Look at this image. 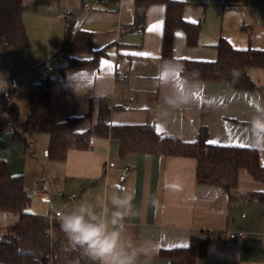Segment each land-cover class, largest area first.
Here are the masks:
<instances>
[{
	"label": "crops",
	"instance_id": "obj_1",
	"mask_svg": "<svg viewBox=\"0 0 264 264\" xmlns=\"http://www.w3.org/2000/svg\"><path fill=\"white\" fill-rule=\"evenodd\" d=\"M179 1L184 5V18L201 23L202 30L197 43L188 45L186 32L177 28L173 56L164 59V4L148 6L144 28L138 30L134 26L135 0H23L30 46L22 49L28 56L29 50L33 54L28 60V76L20 73L22 80L17 74L10 75L22 84L16 91L9 82L13 94L33 85L36 78L32 76L38 74L41 82L30 91L47 83L58 121L89 113L80 122L79 131L98 121L103 104L111 107L107 122L112 125L152 124L161 134L187 141L196 140L205 127L209 142L253 147L256 130L252 122L264 120V68L249 71L256 88L236 90L223 81L187 80L181 66L187 59L215 60L222 37L235 48L264 50V0ZM63 13H69L70 18H63ZM69 26L90 32L92 49L99 55L78 53L86 64L67 68L66 60H57L54 70H41L61 52ZM166 68L177 71L175 78H161ZM73 73L79 74L77 79L87 87L75 91L70 81ZM119 74L126 75L125 79L120 80ZM28 95L15 97L20 99L23 116L29 114ZM15 130L23 132L13 125L0 133V160L12 175L23 176L25 188L34 196L29 211L45 216L61 211L65 215L54 203L52 181L38 166L35 156L39 151L31 143L30 152L21 139L14 138ZM34 134L31 142L40 139L42 149L48 148L49 133ZM260 160L264 165V151ZM38 161L47 164L41 154ZM50 163L62 197L67 203L72 201L66 215L81 214L83 208L87 210L85 219H92L90 211L107 225L109 233H118L117 251L137 254L136 264H171L166 250L188 246L192 237L203 231L217 235L238 228L246 237H222L221 242L208 246L206 256L196 264H264V200L258 197L264 193V182L246 169L240 170L237 188L229 193L197 183L195 158L144 152L123 156L114 136H95L88 149H70L64 160L50 159ZM127 166L126 178L121 180ZM45 194L49 200H43ZM113 197L129 200L130 206L113 205ZM117 211L123 218L113 224ZM17 220L18 214L0 211V240ZM51 220L60 221L59 216Z\"/></svg>",
	"mask_w": 264,
	"mask_h": 264
},
{
	"label": "trees",
	"instance_id": "obj_2",
	"mask_svg": "<svg viewBox=\"0 0 264 264\" xmlns=\"http://www.w3.org/2000/svg\"><path fill=\"white\" fill-rule=\"evenodd\" d=\"M136 18L134 26L142 30L148 6L156 3L166 7L162 57L173 56V36L177 28L187 35L188 45H195L202 30L201 23L186 20L183 3L179 0H135ZM23 0H0V52L3 47L24 48L30 46V38L22 14ZM92 34L84 30L66 29L61 48L67 61V68L80 67L87 62L77 57L78 53L93 52ZM218 56L213 61L187 59L181 66V74L187 80H218L236 90H252L256 84L250 77L252 67L264 68V50L235 48L222 37L218 44ZM6 76L0 70V79ZM7 79V78H6ZM11 79V78H10ZM9 79V82H10ZM29 114L23 121V132H14V138L21 139L32 152L31 139L35 132L49 133L48 157L64 160L70 149H88L95 136H114L119 141L120 153L144 152L185 156L196 159V180L199 185L220 187L232 193L238 185L239 172L246 169L254 178L264 182V165L260 160L261 151L252 147L221 145L208 141L204 127L196 140L187 141L180 137L159 133L152 124L112 125L108 123L111 107L101 106L98 121L84 131L78 126L82 119L73 116L58 121L52 108L49 88L39 87L28 95ZM12 108V94L0 91V133L13 127L8 116ZM264 200V193L258 196ZM32 196L24 185L21 175H12L5 161L0 160V211L18 214V220L10 225L0 240V262L2 264H99L84 249H73L60 221L49 216L29 211ZM90 223L102 220L86 219ZM222 237L193 236L186 247L166 250L171 264H196L206 256L208 246L221 242ZM67 249L69 261L63 250ZM57 255V258H53Z\"/></svg>",
	"mask_w": 264,
	"mask_h": 264
},
{
	"label": "clouds",
	"instance_id": "obj_3",
	"mask_svg": "<svg viewBox=\"0 0 264 264\" xmlns=\"http://www.w3.org/2000/svg\"><path fill=\"white\" fill-rule=\"evenodd\" d=\"M86 69L82 70V72ZM79 74L73 73L70 75V81L73 84L75 91H79L87 87L86 82L77 79ZM161 78L167 80L175 78L177 71L174 68H166L160 73ZM8 85L3 79H0V91H6ZM253 127L256 130V140L252 147L253 150L264 151V120L256 119L253 122ZM113 205L123 207L130 206V201L120 199L119 197L112 198ZM86 209L81 208V214H70L59 216L60 227L66 234L68 243L73 249L79 247L84 249L86 253L94 260L99 261V264H136L137 254L127 253L116 250V241L118 233L107 231V225L103 222L90 223L85 219L83 214ZM93 220L96 219L88 212ZM123 218V213L117 211L113 213L112 223L116 224L118 220ZM67 250V249H66ZM154 249H151V252Z\"/></svg>",
	"mask_w": 264,
	"mask_h": 264
},
{
	"label": "rangeland",
	"instance_id": "obj_4",
	"mask_svg": "<svg viewBox=\"0 0 264 264\" xmlns=\"http://www.w3.org/2000/svg\"><path fill=\"white\" fill-rule=\"evenodd\" d=\"M12 49H14V48L3 47L1 49V52H0V70L7 78V79L6 78L3 79V80H5L7 82V85H8L6 90H9L11 92V94H12V97H13L12 98V102L14 103V105L12 106L10 111L8 112V116L11 118V120L13 122V125H15L17 128H19L22 131L23 130V121H24V119L27 116L26 115L23 116V114L20 113V112H22L21 105H19L20 103H18V101L20 99H18V97L15 99V97L18 94L24 96V93L25 94L30 93L31 92L30 90H32V88H34L32 86L36 85L38 82H41L37 78V77H39L41 75H38V74L33 75L32 77L36 78V80H34L33 85L29 84L28 87L22 88L21 91H19L18 93H16L14 95L13 91L11 90V87L9 86L10 75L12 73L13 74H17L19 77H20V73H22L24 76H25V74L27 75L28 74V69H27L28 60L30 58L29 56L32 55L33 52L31 50H29V52H28L29 56H28V54L26 52L27 50H24L22 48H19L17 50H12ZM56 63H57V60H54L52 62L53 65H55ZM41 70H43V68ZM23 71H25L26 73H23ZM21 79L23 80L24 77H22ZM28 88H29V90H28ZM14 99H15V101H14ZM18 113L20 114L21 117L17 116ZM34 137H36V134H34ZM32 143L34 144L33 145V149L34 150L37 149L39 151V154L37 156H35V158H37L36 160H37V162L39 164L38 166L42 167L41 171L43 173L45 172V175H46L45 177H47L49 180L52 181V186L51 187H52V190H53L52 193H53L54 203L58 204L59 205L58 207L61 208L62 211H64V213L66 215L69 212V209L72 208V201H68V203L66 202L64 197H62L58 186L54 182L52 173H51L50 168H49V165H51L50 158L46 156L48 148H46L44 150L42 149L43 145H42L40 139H38L37 142H35V140L33 139ZM36 143H38V144L36 145ZM40 154L42 155L43 159L47 161V164H45L44 161L43 162L38 161L40 159ZM31 196H32V198H34L33 194H31ZM65 196H67V195H65ZM62 253H64L65 259H67L69 261V255H68V252L66 251V249L63 250Z\"/></svg>",
	"mask_w": 264,
	"mask_h": 264
},
{
	"label": "built area",
	"instance_id": "obj_5",
	"mask_svg": "<svg viewBox=\"0 0 264 264\" xmlns=\"http://www.w3.org/2000/svg\"><path fill=\"white\" fill-rule=\"evenodd\" d=\"M100 2H103V3H106L108 0H98ZM84 5L87 6L88 4L86 2H84ZM63 18H65L66 20H68L70 18V14L69 13H63L61 15ZM54 60H59V61H64L65 60V56L63 54V52H60L58 53V55H56V57H54V59L50 60L46 65L45 67H43V70L45 72H49V71H52L54 70V66L52 64V62ZM126 75L124 74H119L118 75V78L120 80H123L125 79ZM10 85L16 90L18 91L20 89V87L22 86L20 80L17 78V77H12L10 79ZM42 87H44L45 89L48 88V85L47 83L43 84ZM129 167H125L124 171L122 172L121 176H120V179L121 180H124L126 178V175H127V171H128ZM43 200H49L48 198V194H45L43 197ZM61 215V211H56L55 213H52L49 215L50 218H53V216H60ZM201 236L202 237H217V236H220V237H224V238H231V239H234V238H244L246 237V232L242 229V228H238V229H235V230H230V231H223V232H219L217 235H214V233L212 231H203L201 233ZM53 258H57V255H54Z\"/></svg>",
	"mask_w": 264,
	"mask_h": 264
},
{
	"label": "snow or ice",
	"instance_id": "obj_6",
	"mask_svg": "<svg viewBox=\"0 0 264 264\" xmlns=\"http://www.w3.org/2000/svg\"><path fill=\"white\" fill-rule=\"evenodd\" d=\"M210 143H212V142H210ZM241 147H244V145H240Z\"/></svg>",
	"mask_w": 264,
	"mask_h": 264
}]
</instances>
